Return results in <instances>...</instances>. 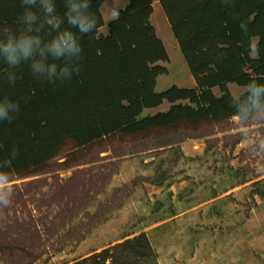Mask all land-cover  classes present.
I'll return each instance as SVG.
<instances>
[{"label": "rangeland", "instance_id": "obj_1", "mask_svg": "<svg viewBox=\"0 0 264 264\" xmlns=\"http://www.w3.org/2000/svg\"><path fill=\"white\" fill-rule=\"evenodd\" d=\"M166 1L89 0L96 27L71 29L81 55L49 56L51 81L26 62L11 84L0 59V99L19 106L0 120L10 177L0 196L11 195L0 264H73L105 250L125 264H264V199L251 186L264 179V105L246 113L247 86H264V0H244L243 16L227 0L220 16L192 0L183 26L168 23ZM53 3L69 27L66 0ZM25 10L0 0V29L18 33ZM141 234L154 261L121 247Z\"/></svg>", "mask_w": 264, "mask_h": 264}, {"label": "clouds", "instance_id": "obj_2", "mask_svg": "<svg viewBox=\"0 0 264 264\" xmlns=\"http://www.w3.org/2000/svg\"><path fill=\"white\" fill-rule=\"evenodd\" d=\"M38 0H22V6L25 11L20 18L22 27L17 32H13L8 28L0 29V59L8 66L10 71L7 73L9 83L14 84L16 81V73L11 69L18 68L21 64L30 62L29 67L31 73L41 78L47 73L48 80L57 75V64L55 62L48 64V57L51 56L53 61L69 60L72 57L79 58L81 55V46L77 41V37L71 29H75L81 35H87L96 27V20L89 13V0H83L82 3L76 0H66L67 11L64 16L67 19L69 27L61 30V24L64 20L56 14L53 0H39L40 7L36 11L30 6L37 5ZM117 7L111 9L113 17L119 16ZM42 17V18H41ZM241 31L247 35L248 26L245 22L240 23ZM56 32L57 35L49 42L45 43L41 37V33L45 29ZM50 34V33H49ZM68 72L67 67L60 69V75ZM252 95L249 97L253 107H260L259 94L264 91V86L256 85L254 82L247 86ZM19 110L17 103L13 102L7 96L0 99V120L11 122L13 116L10 113H16ZM17 152L13 150L12 159H15ZM11 164V161L9 162ZM10 189L9 173L0 170V190ZM11 204L10 196H0V206L8 207Z\"/></svg>", "mask_w": 264, "mask_h": 264}, {"label": "trees", "instance_id": "obj_3", "mask_svg": "<svg viewBox=\"0 0 264 264\" xmlns=\"http://www.w3.org/2000/svg\"><path fill=\"white\" fill-rule=\"evenodd\" d=\"M221 0H219L220 2ZM234 1V0H233ZM103 41L105 42V39H103ZM106 49H108V47H106ZM105 54V53H104ZM259 103L260 106L264 105V97L259 98ZM257 107H253L252 103L247 107L246 113L251 114L253 111L256 110ZM238 115L240 117H245L246 114L241 112L238 113ZM228 175L232 180L237 179L238 175L236 172H233L232 170H228ZM254 178L250 176V178L247 179V181H251ZM264 179H261L259 181H255L251 184V186H254L255 189V193L259 194L263 199H264V186H263V181ZM246 182V181H244ZM213 198L215 196H217V193L214 192L213 195H211ZM147 237L145 234H141L133 239L130 240H126L122 243L121 247L124 248L126 251H130L132 252L134 255H137L139 257H144V258H148L149 260H155L156 256L154 253H152L151 251L149 252H144L141 253V249H145V247L147 248L148 242H147ZM109 251L105 250L101 253H96L91 255L88 258H85L83 260H80L78 262H75L73 264H105L107 262L108 259H111V256L108 254ZM111 264H125V260L120 262V259H111Z\"/></svg>", "mask_w": 264, "mask_h": 264}, {"label": "crops", "instance_id": "obj_4", "mask_svg": "<svg viewBox=\"0 0 264 264\" xmlns=\"http://www.w3.org/2000/svg\"><path fill=\"white\" fill-rule=\"evenodd\" d=\"M129 1L133 2V0H129ZM176 1H173V0L166 1V5L169 9L170 14L168 16L164 14V16H165V18L169 24L172 22L173 24L179 25V26L188 25L189 24L188 20L190 21V19L192 18L191 14H193V10H196L195 7L191 8L189 6L188 2L192 1V0H186V1H181V2L180 1L176 2ZM198 1L200 3H202L201 4L202 6L208 7L209 9L214 6L215 10L212 11L214 14L219 12V9H220L219 0H198ZM227 1L229 4L232 3V5H231L232 7H234V5H235L236 8L241 9L240 11L243 12V14H241V16H243L247 12L252 11V7H250V8H248V7L244 8L243 7V4L245 3L244 0H234V1L233 0H227ZM234 14H235V12L229 17L234 16ZM217 16H220V12L217 14ZM130 17H132V16H130ZM229 17H227V18H229ZM176 32H177L176 34L179 35V32L177 30H176ZM233 38L235 39L234 36H233ZM161 57H162V54H161ZM187 58H190V61L196 60V58L192 57V55H190V57L188 55H186L185 59H187Z\"/></svg>", "mask_w": 264, "mask_h": 264}]
</instances>
